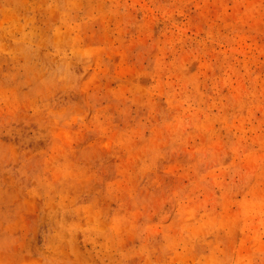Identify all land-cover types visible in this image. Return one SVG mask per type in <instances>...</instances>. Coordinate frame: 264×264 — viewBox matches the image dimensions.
Instances as JSON below:
<instances>
[{
    "label": "rangeland",
    "instance_id": "1",
    "mask_svg": "<svg viewBox=\"0 0 264 264\" xmlns=\"http://www.w3.org/2000/svg\"><path fill=\"white\" fill-rule=\"evenodd\" d=\"M0 264H264V0H0Z\"/></svg>",
    "mask_w": 264,
    "mask_h": 264
}]
</instances>
